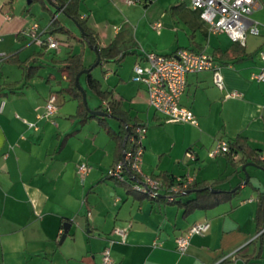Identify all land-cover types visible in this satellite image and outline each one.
<instances>
[{"label": "crops", "instance_id": "crops-1", "mask_svg": "<svg viewBox=\"0 0 264 264\" xmlns=\"http://www.w3.org/2000/svg\"><path fill=\"white\" fill-rule=\"evenodd\" d=\"M7 3L11 2L0 0V54H6V58L0 57V64L16 59L25 69L29 65L38 68L28 80L19 65V78L0 77V264H102L105 247H109L114 264H264V244L257 247L255 222L257 193L264 190V169L252 164L242 169L238 153L232 160L223 154L208 155L218 139L230 141L237 135L264 153V80L250 78L264 68V59L258 54L264 51V0H255L249 15L258 22L259 32L247 33L239 50V43L226 33L211 32L188 0L167 4L143 0L139 6L126 3L130 9L115 27L114 35L123 22L132 30L131 80L133 65L144 62L146 51L171 54L187 47L211 54L221 65V88L214 84L211 70L186 76L180 102L193 112L197 125L166 121L149 106L145 86L133 80V85H127L116 66L114 74L112 70L104 72L106 84L97 78L128 117L126 126L155 125L143 141L142 169L146 174L163 173L172 179L189 174L196 181L219 179L222 190L240 187L229 201L186 215L163 193L158 198L139 197L128 192L127 184L106 176L108 168L123 157L125 146H119L96 117L81 122L72 116L78 99L65 91L68 80L62 60L68 52H75L40 49L30 41L24 46L22 30L28 20L5 10ZM135 9L143 10L137 21L131 15ZM154 23L160 25L154 28ZM91 29L100 46L114 37L101 44L98 33ZM226 50L235 54L234 58L226 56ZM240 52L245 55L240 57ZM124 58L111 62L120 65ZM83 65L91 66L84 61ZM112 75L114 80L109 82ZM233 90L241 96H230ZM51 93L56 95V112L38 118ZM66 102L73 105L72 110H65ZM107 103L100 101L90 109L99 105L105 109ZM106 118L114 130L121 128L118 119ZM162 123L173 124L171 132L158 130ZM188 148L194 150V160L184 156ZM80 163L90 166L82 177L77 173ZM193 196L187 190L181 199ZM202 221H208V230L191 235L185 250L179 251L176 238ZM65 223L70 227L61 240ZM115 228L125 232L124 238Z\"/></svg>", "mask_w": 264, "mask_h": 264}, {"label": "built area", "instance_id": "built-area-1", "mask_svg": "<svg viewBox=\"0 0 264 264\" xmlns=\"http://www.w3.org/2000/svg\"><path fill=\"white\" fill-rule=\"evenodd\" d=\"M49 1L56 2V0ZM141 1L126 0V3L134 4ZM188 1L194 9L199 11L201 19L208 25L211 32H224L233 42L244 45L247 33L257 34L259 32L258 22L249 17L255 6V0ZM62 9L63 6L59 8V11ZM6 17L9 18L10 15L6 14ZM159 25L160 23H154L153 27L157 28ZM22 34L28 36L31 43L45 50L57 52L60 48V40L49 32V24L41 27L38 22H33L22 30ZM258 54L264 59V51L261 50ZM0 57L6 58V54L1 53ZM143 61L133 65L132 80L145 86L149 106L166 121L197 125L193 112L180 102V97L186 87L188 73L211 70L214 84L220 88L223 87L221 65L205 51L187 47H180L171 54L146 51ZM250 78L257 82L264 80V68L252 73ZM229 95L237 97L241 96V92L233 90ZM2 105L3 101L0 102V111ZM56 110V95L51 93L46 99L43 113L39 114L38 118H48ZM25 122L28 127L36 128L34 123ZM145 132L146 125L143 123H137L132 127V131L128 135V147L124 150L123 157L108 168L106 176L127 184L132 191L148 197H157L163 193L168 201H173L178 195L186 193L195 179L192 175L187 174L173 179L168 184L153 175L146 174L142 169V140ZM230 152L229 141L218 139L209 150L208 155L215 157ZM184 156L189 160L196 158L192 148H188ZM231 156L235 158L236 153L231 152ZM260 158L264 159V153L260 155ZM89 169L90 166L87 163H80L77 166V173L82 177L87 174ZM208 228V221L196 222L191 225L185 234L176 238L178 250H185L191 235H202ZM114 232L122 238L125 236L122 229L115 228ZM101 256L102 264H114L109 247L102 250Z\"/></svg>", "mask_w": 264, "mask_h": 264}, {"label": "trees", "instance_id": "trees-1", "mask_svg": "<svg viewBox=\"0 0 264 264\" xmlns=\"http://www.w3.org/2000/svg\"><path fill=\"white\" fill-rule=\"evenodd\" d=\"M9 2H11V0H9ZM79 2L80 0H56V2H53V4L58 8L63 6L62 12L75 24L82 28L80 37L82 41L86 42L92 47H97V53L100 56V62L96 66L101 65L103 62H119L127 54L134 52L133 50H131L135 44L132 30L125 22L121 24L118 31L115 33L114 37L107 45L100 46L97 43V36L95 32L87 26L86 18L81 17V14L79 13ZM49 32L52 34H54L55 32H61L67 34L68 36H72L71 31L64 25H62L57 17H53L50 20ZM59 40L60 43L63 42L61 39ZM237 47V50L242 49L241 44H237ZM227 52L228 51L226 50V56H229L230 59L234 58L235 54L231 56L230 53ZM239 55L240 57H242L245 54L242 55V52H240ZM12 61L15 63L18 62L16 59H12ZM62 62L64 63V65L62 66L63 74L68 80V86L65 88V91L69 92L70 95L78 99L76 112L72 116L81 118V122H84L88 117H96L100 121L107 134L112 139H115L118 142L119 146L123 145V147L125 146L126 149L128 147V135L132 131V127L126 126L128 117H126L124 112L121 111L119 103L111 99L112 92L102 88L100 80L92 76V69L88 73L81 75L84 77L86 86L100 99V101L108 100L107 108L103 109V107L99 105L98 107H96V109L106 111L109 115H111V117L118 119L121 125V128L119 130H114L107 122L106 117H99L90 114L82 101V93L77 88L75 83L76 74L85 68L82 61V53L68 52ZM17 64L25 69V66L22 65V63L18 62ZM37 68L38 66L33 67L32 65H29L24 71V76L26 78L25 80L31 78V76L36 73ZM229 147L231 149V152H234L236 154L238 153L240 155L238 161L242 164L252 163L256 166L264 167V159L260 158V155L262 153L250 147L245 137L237 135L235 138L229 141ZM231 152L225 154L230 160H232ZM153 176L157 179L163 180L168 184L173 180L171 177H168L163 173ZM220 181L221 180L219 179H215L214 181L209 183L204 180H194L190 188L188 189V191L190 190L191 193H194V196L192 198L182 200L181 196L183 194H181L178 195L173 201L169 202L180 207L184 215L189 214L197 209L213 208L220 203L229 201L239 192L240 189V187H236L233 190H222L218 188V184ZM126 188L128 192L134 193L139 197H148L146 195L132 191L128 186ZM255 222L257 232H259L257 237L258 239H262L264 238V230H262L264 229V190H259L257 193Z\"/></svg>", "mask_w": 264, "mask_h": 264}, {"label": "rangeland", "instance_id": "rangeland-1", "mask_svg": "<svg viewBox=\"0 0 264 264\" xmlns=\"http://www.w3.org/2000/svg\"><path fill=\"white\" fill-rule=\"evenodd\" d=\"M143 1V0H142ZM171 0H158L160 4H167ZM8 5L5 6V10H7L10 14H22L28 20L27 26H29L33 22H38L41 27H44L50 23V20L56 16L62 25H64L67 29H69L72 33V36H68L67 34L61 32H55L54 35L59 39H63V42L60 51L64 53L66 48L73 49L75 53H82V60L84 61L85 65L90 66L94 63L96 59V53L89 48V46L85 45L84 41L80 39V35L77 32V27L73 23V21L68 18L63 12L59 11V8L56 7L52 2L49 0H11V3H7ZM136 5H142L140 2H136ZM79 13L85 15L87 18L86 24L87 26L95 29V31L99 35V39L101 44L108 42L109 38L114 35L115 27H118L120 23L125 19L126 12L129 11V7L126 5V0H80L79 2ZM144 10V8H143ZM140 10H134L131 15H133V20L137 21L143 14ZM24 41L23 45L26 46L27 43L30 41L28 36L22 38ZM66 40V41H65ZM69 45L67 46V44ZM40 48V47H39ZM41 49V48H40ZM46 52V51H45ZM134 56L127 55L123 62L117 64V62H103L101 65L96 66L92 69L91 74L95 78H99L104 84H106V80H104V72L111 71V74H114L113 67L119 68V72L123 77V80L127 82V85H133L134 82L130 79V70L133 64ZM18 63V62H17ZM12 61H4L0 64V77L3 78L9 77L12 80L15 78L20 77L21 69L18 64ZM42 70V69H41ZM47 70V69H45ZM46 71H43L42 74H46ZM112 75L109 78V82L113 81ZM118 77V75L116 76ZM81 84L85 88L86 91V102L87 106L91 108L95 104L100 103V99L86 86L84 77L82 76ZM44 83V82H43ZM61 99V97H59ZM59 99V102H61ZM63 105V104H61ZM65 110H69L73 108V105L70 102H66ZM144 124L146 122H143ZM173 124L169 123H162L157 128L163 132H171V127ZM155 127L154 124H150V127ZM147 128L145 136L142 142L145 140L146 135L148 134V130L151 128ZM161 133V132H160ZM144 144V143H143ZM189 195H185L187 197ZM264 230V229H262ZM257 244L259 245L264 244V238L258 239ZM232 251L231 253H234Z\"/></svg>", "mask_w": 264, "mask_h": 264}, {"label": "water", "instance_id": "water-1", "mask_svg": "<svg viewBox=\"0 0 264 264\" xmlns=\"http://www.w3.org/2000/svg\"><path fill=\"white\" fill-rule=\"evenodd\" d=\"M78 26V25H77ZM79 29H80V32L82 33V28L80 26H78ZM95 53H96V60L94 61V63L88 67V68H85V69H82L81 71H79L77 74H76V77H75V83H76V86L77 88L81 91L82 93V101L86 107V109L89 111L90 114L92 115H96V116H100V117H107V116H110L106 111H103V110H100V109H90L88 106H87V102H86V91L84 89V87L80 84V81H79V78L82 74H86L88 73L91 69H93L99 62H100V56L98 55L97 51V47L94 46L92 48ZM247 164H252V163H246V164H243L242 165V169H245L246 165ZM252 165H255V164H252ZM256 166V165H255ZM261 169H264V167H261V166H257ZM246 181H248V174H246V177H245ZM187 192V191H186ZM70 227V224L69 223H65L64 225V233L62 234V237H61V240L64 239L67 231H68V228Z\"/></svg>", "mask_w": 264, "mask_h": 264}]
</instances>
